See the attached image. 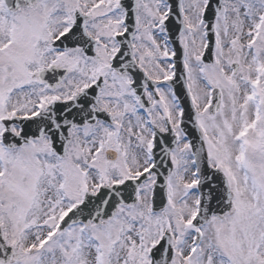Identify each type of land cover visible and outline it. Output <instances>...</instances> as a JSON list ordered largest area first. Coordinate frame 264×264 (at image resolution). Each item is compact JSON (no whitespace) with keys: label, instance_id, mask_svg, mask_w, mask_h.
Wrapping results in <instances>:
<instances>
[{"label":"snow or ice","instance_id":"snow-or-ice-1","mask_svg":"<svg viewBox=\"0 0 264 264\" xmlns=\"http://www.w3.org/2000/svg\"><path fill=\"white\" fill-rule=\"evenodd\" d=\"M0 264H264V0H0Z\"/></svg>","mask_w":264,"mask_h":264}]
</instances>
